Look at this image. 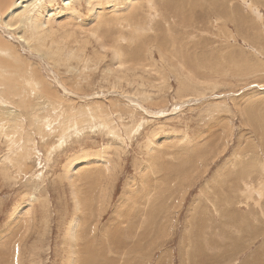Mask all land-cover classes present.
I'll return each instance as SVG.
<instances>
[{
    "label": "rangeland",
    "instance_id": "obj_1",
    "mask_svg": "<svg viewBox=\"0 0 264 264\" xmlns=\"http://www.w3.org/2000/svg\"><path fill=\"white\" fill-rule=\"evenodd\" d=\"M97 1L6 0L0 9V40L11 47L23 67L18 81L27 75L39 77L48 97L44 101L40 87L35 86L30 97L19 93L28 100L25 106L12 93L16 91L13 72L0 75V80H7L5 87H0V264H66L65 232L74 210L64 170L77 155L84 158L102 153L111 160L107 171L92 163L81 170L82 182L77 183L87 200L92 199L87 201L91 224L86 226L81 244L86 247L83 260L90 256L88 264H264V197L259 200L254 191L242 194L237 172L228 178L227 190H219L214 180L221 170H230L232 162L237 163L238 154L245 164L264 159L260 158L264 157V31L258 29L257 19H264V7L250 12L241 0H175L185 12L181 25L195 27L188 37L195 39L198 54L213 53L209 59L203 57L214 70L213 75H206L193 69L200 79H213L214 83L197 93L186 88L180 99L176 91L181 74L172 73L175 64L166 66L167 87L161 89L151 68H128L123 80L108 75L111 53H98L92 37L88 43L78 41V36L65 38L67 53L73 57L64 60L66 65L47 61L34 53L32 45H26L29 33L22 30L27 17L57 21L66 9L64 12H74L86 21L90 10L104 2ZM161 6L168 15H175L172 0L162 1ZM229 6L242 36L229 26L233 34L226 44L238 51L233 52L237 59L226 57L223 61L221 54L215 56L222 44L204 30H217L215 17L219 13L228 18ZM8 16L17 17L11 28L4 27ZM158 20L160 17L153 23ZM53 21L51 27H45L61 33ZM192 51L190 59H196ZM149 54L154 61L161 59L153 47ZM250 67L256 69L248 70ZM236 68L240 70L236 72ZM150 143L160 145L159 153L165 156L148 159ZM148 163L157 164L140 180L139 169ZM255 176L250 175L249 184L259 190L264 181L260 183ZM30 195L38 198L31 205L33 216L15 227L10 224L13 209L26 203ZM207 199L218 201L221 213L215 212Z\"/></svg>",
    "mask_w": 264,
    "mask_h": 264
},
{
    "label": "bare ground",
    "instance_id": "obj_2",
    "mask_svg": "<svg viewBox=\"0 0 264 264\" xmlns=\"http://www.w3.org/2000/svg\"><path fill=\"white\" fill-rule=\"evenodd\" d=\"M5 1L6 0H0V9L1 10L6 6ZM162 1L164 3H166V0H104L103 3L99 2V0H98L97 2H99V3L96 4L90 10V16L86 21H82L79 18V16H77V14L74 12L72 14L64 12V11H66V9H63V11H62L63 15L60 16L59 20H57V21H55V20L53 21L52 18L50 17L51 19H49L47 22H44L41 20H37L38 18H34L32 16L31 17L29 16V17H27V20H25V21H27L26 22L27 24L25 26H23V30H22V32H25L27 30L29 33V35H27L28 39H25L24 41H26L27 46L30 47L32 45V47H33L32 49L36 55L43 56L47 61H52V62H54V64L57 63L56 65H59V63H64V65H66L67 63H65L64 60L70 61V60H72L73 57L71 55H68V53H67L68 50H67V47L65 45L66 44L65 38L69 37L72 40H74V38H76L78 36V41H80L82 43H88L89 37H92L95 39V41L98 45V49H97L98 53H100V51L105 52L106 49L108 51H110V53H111L112 68L107 73L108 75L113 76L117 80H123V78H125L127 76L128 68H129V70L130 69L134 70L135 68L137 69V67L143 68V70L151 68V72H154L156 74L155 75L152 73L157 78L155 81H158V80L161 81V82H158V85L161 86V89L164 88V86L167 87V82L165 81V78L167 77L166 73H165L166 66H168L169 63H170V65L175 64L176 69H175V67H173L175 70H173V72H172L173 68H171L170 71L172 73H175V74H176V72H177V74L178 73L181 74L180 79L178 77V79H179L178 89L176 91V95L181 99V97L186 95V88L194 89L195 93H197V92H200V89L202 91V87H205V88L209 87L211 82H213V79H211V80L200 79V77H198L193 72V69H197V70L203 71L204 73H206V75L207 74L213 75L214 74L213 68L208 66L209 63L203 57V55H205L206 59H209L208 55H212L213 53L211 54L209 52L210 51L209 50V51L204 52L203 55H201L200 53L198 54V52H199L198 47H197L196 43H194L195 39H193L192 36L188 37L189 35L192 34L193 29L195 27H193L192 25H183V26L181 25L184 22V17H185L184 16V14H185L184 9L182 7H180V5L175 0H172L173 6H175L174 7L175 15H171L170 13L168 15L167 9L164 7L162 8V6H161ZM178 1L179 2L180 1L181 2L193 1L194 3H204V2L210 3L211 1H213V3H214L215 1H221V3H223V2L227 3V0H178ZM241 1L246 4V6L250 10V12H254V9L255 10L258 9V11H259L260 7H264V0H250L249 3H247V0H241ZM12 3H13V1H12ZM228 4L232 5V1H229ZM65 6H67V4ZM229 7L230 8H229L228 13L230 14V16L228 18L219 16L218 15L219 13L215 17V24H217L219 26L217 28V30L212 28L215 30V33H212V29L204 30L206 32V34L209 33L211 36L218 39V42L220 44H222V50H220V51L215 50V52L218 51L217 53H215L213 50V52L215 53V56H217V57H218V55L221 54L222 55L221 58L223 59V61L226 57H229L232 59H237L235 54H237L236 52H238V51H235L233 49V47H232V49L234 51H232V49H230V45L226 44V41L233 34L232 31H230L229 26L232 25L234 27L236 35L242 36V34L240 33L241 27L235 20V14L233 13L231 6H229ZM192 14L193 13H191L189 15V18H188L189 24H191V15ZM16 16H10V17L8 16L9 18L7 19L6 26H4V27H9V28L13 27L17 23V17ZM195 16L193 15V17H195ZM153 17L155 18V20L157 17H160V20L153 23L155 21L153 19ZM257 19L261 25V27H259L257 25L258 29L261 28V29H263L262 31H264V19L260 16H258ZM52 21L54 22L55 25H57V28L60 29L61 33H58L57 31H54L51 28L45 27L46 25L51 27ZM207 22H208L207 24L212 25V21L211 22L207 21ZM213 26H214V24H213ZM65 27H69L68 28L69 31L65 30L64 29ZM179 28H180V30H179ZM186 29H188V30H186ZM175 30L184 32L183 33L184 35L177 34L175 32ZM73 31H77L79 34L76 32H73ZM57 37L59 38L58 40L56 39ZM84 37H85V39H83ZM28 40L31 42V44L29 43ZM189 43H192V47H191V45L189 46ZM77 45H79V44H77ZM151 46L160 55L161 59L159 60V62L154 61V59L152 58V56L150 54L148 55L149 49L152 48ZM185 49H187L188 52H186L187 50H185ZM192 49H194V52L193 51L192 52H193V54L196 55V59H190L189 53ZM233 52H235V54ZM31 53L34 54L33 52H31ZM76 56L79 57L78 55H76ZM202 59H204V61ZM197 60H200L201 63H198V62L196 63ZM204 63H206L207 66H205ZM213 64H214V62H213ZM159 65H164L165 67H159ZM215 68H217V67H215ZM22 69H23V67L19 64V62H18L16 56L14 55V52L11 49V47L9 45H6V42H4L1 39L0 40V75L5 73L7 70H11L13 72L12 74L11 73L10 74L14 78V80H12V81L13 82L15 81L16 91L12 92L13 91L12 90L11 92L15 93L18 96V98L21 101H23L25 106H28L29 105L27 103L28 100L24 101L23 98H20L19 93H21L24 96V98L26 97V95H27V97L28 96L30 97L29 91L34 94V92L36 90L35 86H39L40 87V93H42V97H43L44 101H47L48 97L46 95L45 87H43L42 80L39 77L36 78L34 75H31V76L27 75V76H24L25 79H23L22 82L20 83V80L22 78L20 79L19 76L22 77V75H23ZM167 69H169V68H167ZM254 69H256V67L248 68V70H254ZM235 71L238 72L237 68ZM241 72H243V71H241ZM32 73L36 74L37 72H32ZM14 75H15V77H14ZM121 76H122V78H120ZM133 78H135V77H133ZM206 78L210 79V77H208V76ZM9 79H11V78H9ZM18 79H20V80L18 81ZM6 82H7V80H4V81L0 80V87L4 88L6 85ZM9 84H11V83H9ZM154 84H156V83H154ZM12 86H14V85H12ZM9 88H10V86H9ZM25 89L27 91H24ZM10 90H11V88H10ZM10 90L6 89L4 91L6 93V95H8V97H7L8 99H10L9 93H8V91H10ZM215 111L217 112V110H215ZM215 111H213V113ZM48 123H50V122H48ZM165 138L167 139L168 137H165ZM182 139H184V138H182ZM159 146L160 145H157L156 143L148 144V146L146 148V150L148 152V156H147L148 159H150V160L160 159V158H163L165 156L164 154L162 155L159 153L161 151ZM261 152L264 153L263 150ZM107 157L108 156L106 155V153H102V154L97 155V156L95 155V157L86 155L84 158H82L80 155H77L68 162V165L65 168L66 170H64L66 172L65 178L71 186V198L73 200V210H74V214H73L71 220L69 221L68 226L66 228V232H65V238H66L65 240H66L67 247H68V259H67L66 264H86V263L88 264L87 261L91 262L89 254L87 255V260L86 259L83 260L82 250H84L86 247L84 244H83L84 246L81 247V244L83 243L82 241L84 240L83 233L85 231V228L87 225L91 224V221H90L91 212H89V210H91L90 209L91 206L88 204V202H90L92 199H90L89 201L87 200V196H85L86 193L83 192L84 190L82 191L79 189L80 187H78L77 183L82 182L81 180H79V178L82 174L81 170L86 168L87 166H91L92 163H98L101 166L103 165L102 169L104 168L107 171V164H109V161H111V160H108ZM17 158H19V157H17ZM20 158H21V156H20ZM260 158H264V157L261 156ZM236 160H237V163L232 162L230 170H221L222 172L218 176L217 175L215 176V177H217L216 179H214L217 182L216 183L217 187L221 191L224 189L227 190L229 188L228 178L233 173L237 172L239 184H240L239 191H241L242 194H244L245 192H253L254 191V193L258 194L257 196H258L259 200H261L264 197V186L259 190L258 189L255 190L250 186L249 182H250V175H252V174H255L256 178L258 176L260 183H261V181H264V159L261 161L254 160L252 164H245L243 158H241V155L238 154L236 157ZM17 164H18V161H17ZM154 164H157V163H153L152 165L150 163L143 164L140 167L139 172L142 173L140 180L143 178V176H145V173H146V171L149 170V167H154L153 166ZM108 167H109V165H108ZM15 168H17V167H15ZM99 168H101V167H99ZM235 168H238L240 170H235ZM88 170H90V168ZM94 170H96V169H94ZM86 175L87 174H85V176ZM99 175H100V173H99ZM77 177H78V180L75 181L77 179ZM142 181H144V180H142ZM74 182H75V184H74ZM260 183H259V185H260ZM90 184L91 183H89V185ZM132 184H134V182ZM91 186H92L91 188H93L94 185H91ZM148 189H149V186H148ZM152 189H149V190H152ZM141 190H142V187H141ZM154 190H152V192ZM94 193L96 194V190L94 191ZM142 195H145V194H142ZM26 196H28V195H26ZM88 197H90V196H88ZM249 197H251V196H249ZM130 198L132 201V196ZM134 198L135 197H133V199ZM28 199H27L28 201L26 203L24 202L25 201V199H24V201H23L24 203L20 202L22 204H19L17 207H15L13 209V212H12L11 217H10V224L15 225V227L19 224V222L21 224V220H23V222H25V219L29 220V218H28L29 215H32L31 205H33L32 203L37 201L38 198L35 195H30L28 197ZM248 199H250V198H248ZM135 200H136V198H135ZM207 200H208L209 205L214 208L215 212H217L218 211V205H217L218 201L214 202V201H216L215 198H214V201H213V199L212 200L207 199ZM132 202L135 203L134 201H132ZM87 205H89L90 208ZM138 208H139V206H138ZM143 208H144V206H143ZM143 210H145V209H142V211ZM219 213H221V212H219ZM87 215H88V218H87ZM32 216H30V217L32 218ZM195 217H196V215L193 216V220ZM9 227H11V226H9ZM191 227L192 226H190V228ZM23 229H25V226L22 227V230ZM9 230H11V229H9ZM27 231L28 230H26V232ZM91 232H93V231H91ZM91 232H89V234ZM186 232H188V230ZM189 232H191V230ZM189 232H188V234H189ZM86 234H88V233H86ZM18 235H20V234H18ZM90 237H92V235ZM191 240H193V239H191ZM192 242H191V244H193ZM187 244H189V240H188ZM190 247H192V246L190 245ZM15 253H17V252L15 251ZM85 253H86V251H85ZM93 263H95V262L93 261Z\"/></svg>",
    "mask_w": 264,
    "mask_h": 264
},
{
    "label": "snow or ice",
    "instance_id": "obj_3",
    "mask_svg": "<svg viewBox=\"0 0 264 264\" xmlns=\"http://www.w3.org/2000/svg\"><path fill=\"white\" fill-rule=\"evenodd\" d=\"M105 51H108L107 49Z\"/></svg>",
    "mask_w": 264,
    "mask_h": 264
}]
</instances>
